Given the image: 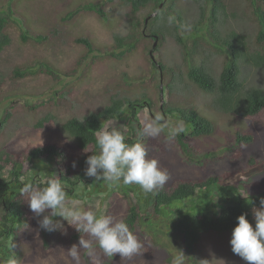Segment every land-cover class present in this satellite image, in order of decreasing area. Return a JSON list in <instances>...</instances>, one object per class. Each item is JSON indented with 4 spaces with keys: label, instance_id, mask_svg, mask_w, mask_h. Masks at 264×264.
<instances>
[{
    "label": "rangeland",
    "instance_id": "1",
    "mask_svg": "<svg viewBox=\"0 0 264 264\" xmlns=\"http://www.w3.org/2000/svg\"><path fill=\"white\" fill-rule=\"evenodd\" d=\"M81 3L103 6L107 15L100 17L94 12H85L71 19L68 14ZM235 4L241 5L240 0ZM182 5L188 9V15L191 13V18L194 2L182 0ZM9 7L16 14L7 29L12 43L0 52V72L6 77L5 84L0 87V119L11 104L17 108L0 134V150H5L11 159L7 163L9 167L18 162L27 176L35 173L36 165L25 161L26 157L32 148L48 143L57 145L73 157L80 156L83 151H74L75 144L61 131L60 123L73 115L84 116L100 109L110 101L108 91L124 88L130 96L133 94L134 99L145 94L150 96L146 98V108L141 112L144 116L113 119L106 126L125 132L127 137H131L129 144L144 143L149 158H157L161 166L168 170L170 179L163 188L170 191L180 181L199 180L212 175L222 180L211 189H199L195 196L175 200L170 206L157 211L155 197L161 188L145 194L135 184L114 185L85 176L87 182L77 186L78 196L68 199L66 206L78 204L96 211L98 216L108 214L124 219L142 242L143 249L129 259L121 258L119 254L108 258L97 247L95 261L81 249L80 264H86L87 260L90 264H171L173 255L179 250L185 255V264H247L232 252V231L206 232L193 251L188 252L176 224L186 215L210 209L213 201L221 197L259 195L264 191V109L248 117L217 112L211 107L212 95L187 79L191 88L186 95L170 93L174 66L179 64L184 73L187 70V61L171 40L160 42L155 57L151 51L156 41L146 36L140 40L136 50L122 58H114L101 51L88 53V46L79 42V38L89 37L99 49H105L114 44L115 33H129L131 26L126 15L129 8L124 4L107 3L106 0H0L1 12L8 11ZM146 10L144 8L139 12L141 19ZM65 14L68 20L63 21ZM23 33L29 34L27 41L23 40ZM31 33L48 38L38 41ZM148 48L152 49L147 53ZM84 55L87 58L79 64ZM154 58L158 65H155ZM220 59L218 68L221 67ZM160 63L166 66L164 71L159 68ZM49 65L58 75L42 72ZM19 67H34L35 73L16 78L14 73ZM249 73L260 79L264 86V74L258 75L254 70H248ZM165 102L179 108L194 105L202 116L216 124V131L195 139L187 135L186 142L190 148L186 150L177 137L170 138L169 130L177 125H182L184 131L186 128L191 130V126L177 115L164 114ZM149 103L155 106L154 109L148 107ZM151 112L153 116L161 115L168 125L155 138L141 135L144 124L153 118L148 116ZM49 113L55 118L38 127L41 118ZM248 133L254 134L251 144L238 140L239 135ZM74 163L73 160L69 163L67 171L74 173L79 170L76 163L73 167ZM37 179L36 175L34 180ZM26 199L24 197L29 224L5 242L2 254L8 258L7 262L15 258L17 264H75L67 250L78 244L81 234L67 221H62L66 234L40 229L38 218L30 211ZM130 207L139 209V216L133 224L128 219ZM171 207L180 210L178 212ZM17 249L21 250L20 255H16Z\"/></svg>",
    "mask_w": 264,
    "mask_h": 264
},
{
    "label": "trees",
    "instance_id": "2",
    "mask_svg": "<svg viewBox=\"0 0 264 264\" xmlns=\"http://www.w3.org/2000/svg\"><path fill=\"white\" fill-rule=\"evenodd\" d=\"M187 1L190 3V0ZM192 1L194 11L190 18L191 13L188 15V9L182 5V0H106L107 3L124 4L129 8L126 13L131 26L129 33L124 35L115 33L114 44L105 49H99L89 37H81L78 41L88 46V53L101 51L114 58H122L136 50L140 40L145 36L150 37L153 42L158 37L157 45L152 50L153 54L158 51L161 41L167 43L171 40L187 61V70L184 73L180 70L179 64L174 66L170 93L186 95L192 83L212 95L211 107L217 112L232 113L239 117L260 113L264 109V86L254 74H248V70H254L258 75L264 74V0H240L239 6L235 4L238 0ZM144 8H147V12L141 19L139 12ZM85 12H94L100 17L107 15L103 6L81 3L71 10L68 16L72 19ZM14 15L15 11L11 7L8 11H0V52L12 43V37L7 29ZM62 19L68 20L67 14ZM22 38L27 41L29 34L23 33ZM47 38L48 36L36 35L38 41ZM151 49L148 48L147 53ZM220 57L221 67L218 68ZM86 58L87 55H84L79 64ZM153 61L158 65L156 60ZM48 67L42 72L58 75L53 67L50 65ZM159 68L164 71L166 66L160 63ZM32 73H35L34 67H19L15 70L14 76L25 78ZM186 79L190 83L186 82ZM5 81V75L0 72V87ZM124 90L118 88L116 91H108L110 101L106 105L92 110L88 115H73L60 123L61 131L75 144L74 151H83L80 156L73 157L55 144L39 145L32 148L26 157L25 161L36 165L35 173L27 176V172L20 169L21 163L13 162V166L9 167L7 163H10L11 159L5 150H0V264H9L8 258L2 254L5 242L18 235L19 231L29 224L24 198L20 193L24 184L43 187L50 178H58L68 193L67 200L78 196L77 186L81 182H87L86 159L90 153L92 155L99 153L95 142L96 134L110 120L144 116L141 112L146 108L144 104L146 98L150 96L145 94L146 96L142 98L134 99L133 94L130 93V96ZM148 107L154 109L155 106L149 103ZM16 110V106L11 104L0 119V134ZM163 110L164 114L177 115L191 126V130L186 128L176 136L186 150L190 148L186 142L187 135L195 139L216 131V124L202 116L194 105L179 108L165 102ZM148 116L152 118L153 113ZM54 118V114H46L37 126L43 127L46 121ZM238 140L246 145L251 144L254 141V134H241ZM127 142H131V137H128ZM72 160L79 166V170L74 173L67 171ZM36 175L38 179L35 181ZM221 181L219 176L212 175L199 180L180 181L170 191L161 187L155 197L156 209L159 211L162 207L170 206L175 200L189 199L195 196L199 189H211ZM261 198H264V191L259 195L238 194L233 198L221 197L216 202L213 201L210 209L180 218L176 228L187 251H193L206 232L232 231L238 223L237 217L242 213H247V219L254 227L252 208L260 205ZM171 208L178 212L180 210L176 207ZM137 215L139 216V209L130 207L128 212L130 223L136 221ZM20 254L21 250L17 249L16 255ZM86 264H90L89 260Z\"/></svg>",
    "mask_w": 264,
    "mask_h": 264
},
{
    "label": "clouds",
    "instance_id": "3",
    "mask_svg": "<svg viewBox=\"0 0 264 264\" xmlns=\"http://www.w3.org/2000/svg\"><path fill=\"white\" fill-rule=\"evenodd\" d=\"M166 127L168 125L164 118L155 115L144 124L141 135L155 138ZM183 131V126L177 125L170 128L169 136L175 138ZM127 139L126 133L116 127L105 126L101 129L95 138L99 153L87 157L85 175L114 185L135 184L145 194L154 193L170 179L168 170L161 166L157 158H149L148 149L143 142L129 144ZM20 193L23 198L27 197L28 207L38 218L40 229L66 234L62 221H67L68 225L81 234L78 244H73L67 250L75 264H80L81 249L93 261L96 260L97 247L108 258L119 254L121 258L129 259L140 254L143 249L142 242L124 219L108 214L98 216L96 211L78 204L66 206L68 193L58 178H50L43 187L26 183ZM253 208L255 226L247 219V213L239 215L238 223L232 230L230 245L232 252L247 264H264V198H261L259 208ZM55 217L62 219H54ZM9 264H17L15 258ZM171 264H185L184 253L179 250L173 255Z\"/></svg>",
    "mask_w": 264,
    "mask_h": 264
},
{
    "label": "water",
    "instance_id": "4",
    "mask_svg": "<svg viewBox=\"0 0 264 264\" xmlns=\"http://www.w3.org/2000/svg\"><path fill=\"white\" fill-rule=\"evenodd\" d=\"M153 15H155V14H153ZM147 24H148V19L146 20V26H147ZM144 31H145V29H144ZM157 40H158V37L156 38V42H155L154 48L157 45V42H158ZM151 54H152L153 57H155L152 51H151ZM154 60H155V58H154ZM161 90H163V77H162V81H161Z\"/></svg>",
    "mask_w": 264,
    "mask_h": 264
}]
</instances>
